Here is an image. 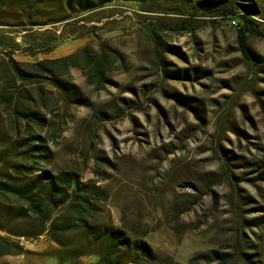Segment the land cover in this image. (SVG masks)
<instances>
[{"label":"rangeland","instance_id":"374dc122","mask_svg":"<svg viewBox=\"0 0 264 264\" xmlns=\"http://www.w3.org/2000/svg\"><path fill=\"white\" fill-rule=\"evenodd\" d=\"M204 1L0 0V36L19 43V62L86 47L116 54L102 87L78 68L60 88L39 81L45 105L34 85L24 87L62 128L38 132L49 157L39 167L74 171L101 193L99 223L142 238L167 264H218L192 259L234 247L264 264V40L249 36L254 58L245 59L237 17L194 14ZM211 1L254 6L264 32V0ZM15 125L0 106V168L28 137ZM12 212L0 204V236L24 252L0 255V264L93 262L45 235L22 237L28 228Z\"/></svg>","mask_w":264,"mask_h":264},{"label":"trees","instance_id":"16d2710c","mask_svg":"<svg viewBox=\"0 0 264 264\" xmlns=\"http://www.w3.org/2000/svg\"><path fill=\"white\" fill-rule=\"evenodd\" d=\"M197 5L193 7L194 14L216 11L224 16L237 17L239 49L245 59L253 60L247 45L249 36L264 40L260 24L250 16L255 12L254 6L211 0ZM19 50V43L15 40L0 36V106L5 113L12 114L16 123L14 129L19 131L22 128L28 135L22 142L23 151L18 158L6 160L1 165L0 204L12 208L13 218L27 226L28 231L21 236L36 239L45 235L73 258L92 257L90 264H167L168 257L154 251L142 238L129 234L123 227L98 222L103 197L93 186L82 182L77 173L69 170L50 172L39 167L42 162L48 163L49 157L41 144H35L45 141L38 132L46 129L49 134L52 132L58 136L62 128L36 108L37 98L24 87L34 85L45 105V85H38L39 81L45 80L47 84L60 88L59 78L68 75L71 68L82 70L90 84L102 87L107 72L117 61L116 54L104 47L99 51L86 47L62 58L19 62L14 58ZM16 94L18 101L14 105ZM223 173L228 176L227 171L223 170ZM23 252L21 242L0 236V255H21ZM199 257L218 264L229 261L252 264L250 255L237 247L231 254L212 250L192 261H198Z\"/></svg>","mask_w":264,"mask_h":264}]
</instances>
